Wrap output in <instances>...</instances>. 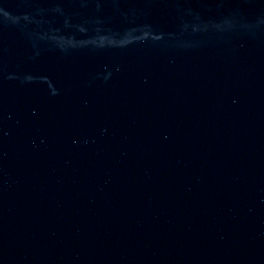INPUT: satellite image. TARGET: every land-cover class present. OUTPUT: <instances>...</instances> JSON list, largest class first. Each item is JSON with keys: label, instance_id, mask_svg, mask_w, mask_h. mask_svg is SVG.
Returning <instances> with one entry per match:
<instances>
[{"label": "water", "instance_id": "water-1", "mask_svg": "<svg viewBox=\"0 0 264 264\" xmlns=\"http://www.w3.org/2000/svg\"><path fill=\"white\" fill-rule=\"evenodd\" d=\"M0 264H264V0H0Z\"/></svg>", "mask_w": 264, "mask_h": 264}]
</instances>
